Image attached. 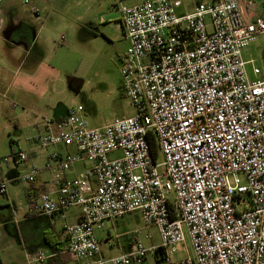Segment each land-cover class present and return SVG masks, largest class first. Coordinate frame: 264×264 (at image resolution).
<instances>
[{
	"label": "built area",
	"instance_id": "obj_1",
	"mask_svg": "<svg viewBox=\"0 0 264 264\" xmlns=\"http://www.w3.org/2000/svg\"><path fill=\"white\" fill-rule=\"evenodd\" d=\"M194 1L179 15L172 0H113L128 40L120 67L134 113L89 126L83 106L73 105L38 137L43 149L68 150L48 157L52 189L31 199L27 212L59 213L65 252L81 264L142 263L158 247L164 264H264V79H250L242 57L264 37V17L252 18L254 7L247 14L240 0ZM38 172L32 167L21 179L33 182ZM7 186L0 176V193ZM72 207L79 213L68 222ZM135 211L158 229L160 244L147 246L136 231L130 252L102 257L96 230ZM186 230L191 251L177 258ZM48 257L38 250L29 261Z\"/></svg>",
	"mask_w": 264,
	"mask_h": 264
},
{
	"label": "crops",
	"instance_id": "obj_2",
	"mask_svg": "<svg viewBox=\"0 0 264 264\" xmlns=\"http://www.w3.org/2000/svg\"><path fill=\"white\" fill-rule=\"evenodd\" d=\"M240 2L247 14L253 12L254 7L252 18L264 17V0H240ZM57 3L58 0H32L30 8L24 11H32V7L36 6L39 7L40 12L35 14L32 11L27 15L21 13L12 0L0 2V38L4 41L2 43L0 40V132L7 131L12 154L26 151L29 155L28 160L14 163L8 166L5 173L3 170L0 173V176L8 179L7 191L1 193L7 196V199L3 202L0 200V227L7 236V239L0 244V264L82 263L65 252L68 244L66 221L59 213L31 215L27 212V203L31 199L36 198L43 190L52 189V172L45 168L48 157L55 150L62 153L68 150L63 145L46 149L38 145V137L47 130L48 119L64 121L68 117L71 105H67L63 100L66 88H58V84L65 82L68 86L82 83L75 76L65 79L60 70L59 57L62 49L58 46L60 43L57 30L63 25L72 27V24L69 23V18L59 19L51 13ZM125 39L127 40L126 37ZM246 49L247 47L242 50V57L247 63L249 60L255 63L256 59L264 58V48L258 49V58L256 56L247 58ZM52 59L55 64L50 63ZM255 67L260 68L258 65H254ZM260 69V73L252 71L254 78H251L246 64L250 79H264V68ZM17 106H22V110L17 112L15 109ZM69 150L73 149L69 148ZM80 164L81 166H78ZM85 166L87 165L83 163L77 164L70 174L80 173ZM32 167L39 170L35 180L37 190L31 188V182H27L26 202L18 204L11 196L12 186L19 185L22 182L23 171L27 173ZM78 213L79 208H70L67 221L74 222ZM107 221H110L109 223L115 228V219H108L105 226L99 229H104ZM139 233L138 229L137 235L140 237ZM157 234L161 242L158 229ZM134 235L133 243L126 249L119 241L121 234L117 232L112 234L108 228L104 241L108 247L103 249L100 240L102 257L107 259L130 252L135 241ZM146 239L144 243L147 246L160 244L155 241V234L148 233ZM38 250H43L49 257L43 262L31 263L30 255ZM138 264H144V260Z\"/></svg>",
	"mask_w": 264,
	"mask_h": 264
},
{
	"label": "rangeland",
	"instance_id": "obj_3",
	"mask_svg": "<svg viewBox=\"0 0 264 264\" xmlns=\"http://www.w3.org/2000/svg\"><path fill=\"white\" fill-rule=\"evenodd\" d=\"M126 5L139 3L141 0H123ZM179 15L185 14L193 8L194 0H172ZM21 13L30 14L32 11L25 12L30 8L32 0L26 3L25 0H12ZM113 0H58L51 13L54 17L69 18L68 25H63L57 30L59 36L58 46L62 52L59 60L61 61L60 70L63 77L69 78L75 76L82 81L81 84L65 85L58 84V88L65 87L64 101L67 105H82L84 117L89 126H101L110 123L116 118H122L134 113L129 97L126 96L123 87V78L121 73L120 55L127 49L128 41L125 39L122 26L119 22L121 12L110 7ZM4 43L3 38H0ZM5 45V44H4ZM56 46V47H58ZM264 48V37H259L252 42L245 51L246 57L256 56L258 58V49ZM52 56V55H51ZM255 63L251 60L247 63V69L252 73L254 65L264 68V58L256 59ZM55 64L54 60L50 61ZM65 78V79H66ZM65 81V80H64ZM16 111L22 110V106H17ZM15 138V137H14ZM14 146V144H13ZM16 146V145H15ZM120 155V152L110 156ZM8 156L10 161L6 163L2 158ZM159 156L158 161H162ZM12 152L9 144V135L6 130L0 132V173H5L8 166L14 165ZM87 166L89 162L85 163ZM78 166H81L78 165ZM23 173L21 174L24 176ZM22 182L17 186H12L11 196L18 204L26 202L27 182ZM7 196L0 193V200L3 202ZM104 229H97L96 234L102 242V247H108L105 241L107 230L110 228L112 234L116 232L121 234L120 243L127 249L133 243L135 230L140 231L139 235L142 241H147L148 233L155 234V241L160 242L156 227H146L142 220L140 211L128 213L120 219H115V228L107 221ZM7 239L3 229L0 227V244ZM188 246L191 251L190 237L186 230V241L178 244V251L175 257L184 256V249ZM144 264H155L154 254L149 253L143 259ZM138 264V263H137Z\"/></svg>",
	"mask_w": 264,
	"mask_h": 264
},
{
	"label": "trees",
	"instance_id": "obj_4",
	"mask_svg": "<svg viewBox=\"0 0 264 264\" xmlns=\"http://www.w3.org/2000/svg\"><path fill=\"white\" fill-rule=\"evenodd\" d=\"M157 150V143L155 141H153V151L155 153V151ZM31 188L37 190V187L35 186V181L31 182ZM175 215V214H174ZM154 260H155V264H164V257L162 254V249L161 247H158L157 249H155L154 251Z\"/></svg>",
	"mask_w": 264,
	"mask_h": 264
},
{
	"label": "water",
	"instance_id": "obj_5",
	"mask_svg": "<svg viewBox=\"0 0 264 264\" xmlns=\"http://www.w3.org/2000/svg\"><path fill=\"white\" fill-rule=\"evenodd\" d=\"M7 37H10V35H7Z\"/></svg>",
	"mask_w": 264,
	"mask_h": 264
}]
</instances>
